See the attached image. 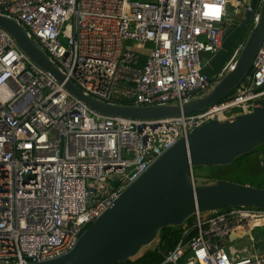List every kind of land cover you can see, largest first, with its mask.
<instances>
[{
	"label": "built area",
	"instance_id": "obj_1",
	"mask_svg": "<svg viewBox=\"0 0 264 264\" xmlns=\"http://www.w3.org/2000/svg\"><path fill=\"white\" fill-rule=\"evenodd\" d=\"M204 3L0 0V15L23 25L65 77L59 81L37 65L0 27V262L28 264L69 252L180 138L210 120L251 112L264 97V38L240 85L193 113L107 115L66 87L70 80L103 103L134 106H182L206 94L234 69L242 44L216 82L204 73L201 54L221 50L244 0H223L218 21L202 15ZM244 8L240 23L251 7ZM259 19L257 8L252 24ZM128 40L152 48L127 47ZM192 218L177 245L161 250L162 264H264V252L220 243L233 233L254 243L264 208L224 207Z\"/></svg>",
	"mask_w": 264,
	"mask_h": 264
},
{
	"label": "water",
	"instance_id": "obj_2",
	"mask_svg": "<svg viewBox=\"0 0 264 264\" xmlns=\"http://www.w3.org/2000/svg\"><path fill=\"white\" fill-rule=\"evenodd\" d=\"M237 1V0H235ZM242 1V0H238ZM240 26L252 23L254 10L260 19L250 29L239 49L234 69L221 77L206 94L188 103L162 106L108 104L86 96L70 80L66 87L97 111L134 119H158L193 113L210 106L232 93L249 74L264 38V0H251ZM0 27L8 31L19 48L59 81L65 77L44 51L14 19L0 15ZM198 91L195 90L194 93ZM264 145V97L251 112L225 120L213 119L194 128L160 155L149 168L125 188L102 215L80 235L67 253L48 260L28 264H115L126 262L151 245L163 228L182 226L197 213L224 207L264 208V188L232 181L192 176L198 166H227L238 157ZM236 234L222 237L228 246ZM259 253L264 252V233L254 241ZM0 264H14L3 263Z\"/></svg>",
	"mask_w": 264,
	"mask_h": 264
},
{
	"label": "rangeland",
	"instance_id": "obj_3",
	"mask_svg": "<svg viewBox=\"0 0 264 264\" xmlns=\"http://www.w3.org/2000/svg\"><path fill=\"white\" fill-rule=\"evenodd\" d=\"M250 4H251V0H244V4L240 8L241 13L239 14V18H236L235 20L234 17L235 22L233 24V27H231L224 34L223 45L221 47V50L215 54H211V53L201 54V58L205 65L204 71L212 78L213 82H216V78L218 77L222 66L229 59L234 47L236 48L237 44H239L240 41L241 42L244 41V36L246 35V33L250 31L251 27L253 26V24L251 23L249 24L248 27L242 28L240 26L241 23H238L240 22V17L244 14L246 10L244 7ZM126 46L131 48L135 47L138 49L145 48L146 50L152 48L151 43H147L142 46L138 44V42L133 40L126 41ZM262 162H264V148H260L252 155L243 158V160L242 158L238 157L233 161V163L227 166H222V167L198 166L194 168V171L196 176H207L211 179H217V178L230 179L232 181L251 184L264 188V169ZM257 232L264 233V226L257 228L255 232L256 235ZM158 243H159V239L157 238L151 245L142 249L140 253L144 252L145 250L155 248L158 245ZM234 245L238 249H242L244 247L253 249V242L250 240L249 236H245L243 238L238 239L237 241L234 242ZM227 249L229 250L228 246Z\"/></svg>",
	"mask_w": 264,
	"mask_h": 264
},
{
	"label": "trees",
	"instance_id": "obj_4",
	"mask_svg": "<svg viewBox=\"0 0 264 264\" xmlns=\"http://www.w3.org/2000/svg\"><path fill=\"white\" fill-rule=\"evenodd\" d=\"M260 148H264V145L257 147L249 154L240 156V158H242L243 160V158H246L252 155L254 152L259 150ZM262 163H263V169H264V162ZM187 221L188 223H192L193 218L191 217ZM183 230L184 228L182 226L163 228L160 236L158 237L159 243L155 248L145 250L144 252L139 253L137 256L129 259L126 262H117L115 264H162L164 262L165 257L161 254V250H168V249L174 248L177 245V243L180 241L182 234H183Z\"/></svg>",
	"mask_w": 264,
	"mask_h": 264
},
{
	"label": "clouds",
	"instance_id": "obj_5",
	"mask_svg": "<svg viewBox=\"0 0 264 264\" xmlns=\"http://www.w3.org/2000/svg\"><path fill=\"white\" fill-rule=\"evenodd\" d=\"M202 15L210 21H218L223 15V0H205Z\"/></svg>",
	"mask_w": 264,
	"mask_h": 264
},
{
	"label": "crops",
	"instance_id": "obj_6",
	"mask_svg": "<svg viewBox=\"0 0 264 264\" xmlns=\"http://www.w3.org/2000/svg\"><path fill=\"white\" fill-rule=\"evenodd\" d=\"M248 33H249V32H248ZM248 33H246V35L244 36V41H245V39H246ZM244 41H243V42H244ZM243 42L240 41L239 44H237V47H236L235 49H233V51H232V53H231L229 59L232 58V56L237 52V49L239 48V45H240V44H243ZM229 59H228V60H229ZM228 60H227V61H228ZM227 61H226V63H227ZM226 63H225V64H226ZM225 64H224V65H225ZM224 65H223V66H224ZM223 66H222V68H223ZM222 68H221V69H222ZM204 73H205V71H204ZM206 74H207V73H206ZM207 75H208V74H207ZM208 76H209V75H208ZM209 77H210V76H209ZM256 230H257V229H256ZM256 230L253 231V236H254V237H256V234H255ZM258 233H259V232H257V234H258ZM236 238H237V240H238V235H236ZM237 240H235V241H237ZM235 241L231 242V243L229 244V246H233L234 248L238 249V248L234 245V242H235ZM244 248H245V247H244ZM242 249H243V248H242ZM229 250H230V249H229ZM249 250H252V251L256 250V247H254V244H253V249H249Z\"/></svg>",
	"mask_w": 264,
	"mask_h": 264
},
{
	"label": "flooded vegetation",
	"instance_id": "obj_7",
	"mask_svg": "<svg viewBox=\"0 0 264 264\" xmlns=\"http://www.w3.org/2000/svg\"><path fill=\"white\" fill-rule=\"evenodd\" d=\"M240 23V22H239ZM249 26V23L248 24H246V26L245 27H248Z\"/></svg>",
	"mask_w": 264,
	"mask_h": 264
},
{
	"label": "bare ground",
	"instance_id": "obj_8",
	"mask_svg": "<svg viewBox=\"0 0 264 264\" xmlns=\"http://www.w3.org/2000/svg\"><path fill=\"white\" fill-rule=\"evenodd\" d=\"M245 243V242H244Z\"/></svg>",
	"mask_w": 264,
	"mask_h": 264
}]
</instances>
